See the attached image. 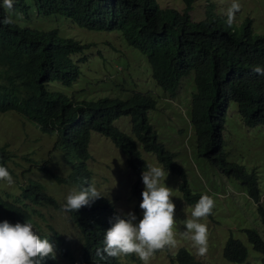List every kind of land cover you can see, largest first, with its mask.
Here are the masks:
<instances>
[{
  "label": "clouds",
  "instance_id": "clouds-1",
  "mask_svg": "<svg viewBox=\"0 0 264 264\" xmlns=\"http://www.w3.org/2000/svg\"><path fill=\"white\" fill-rule=\"evenodd\" d=\"M153 1L156 2L160 9H172L174 11L168 17L169 25L180 15L196 27H199L201 29V35L204 36L214 20L218 17L220 18V15L223 16L222 23L215 25V29L219 30V37L222 41L223 32L230 34L238 26L236 14L240 12L242 7L238 0H205V3H203L202 17L193 19L191 11L200 5L203 0H175L169 6L164 4L165 0ZM18 2L20 0H3L0 7L5 9L7 14L3 19H0V24L11 25L14 23L12 13ZM122 14L124 15L125 13ZM30 15L32 18L30 23L46 32L44 39L40 42L39 48L35 50L34 55L35 57H43L46 59L50 65V70L58 78V80L50 82L48 87L51 90L59 91L70 98L80 101L78 103H72L70 107L64 109L62 120L64 122L77 121L82 117V112L87 108L88 103L94 102L99 98H114L116 105L111 102L113 104L112 109L110 103H101L97 108L92 109L91 117L93 122L89 129L88 139L85 142L86 154L83 168L76 158L79 151L70 152L62 148L60 143V129L58 127L50 128L42 121L35 102H28L22 94L18 93L20 107L0 109V113L11 111L14 117L23 116L32 120L43 132H54L56 139L53 142L51 151L57 148L60 149L59 159L48 157L42 159L41 164H35L31 162L28 155L16 169L14 166L9 165V163H12L11 160L17 156L16 151L11 149V145L6 150L7 143L0 140V181H6L10 185L16 182L17 188L14 191L18 190L17 192L6 189L3 191L0 184V203L4 200L17 201L23 209L31 213L33 220L41 225L40 230L32 220L16 216L13 213L0 216V264H80L81 261L87 264H106L104 261L111 263L118 261L119 264H151L153 260L158 259L164 264V259L162 258L163 251L167 248L177 246L175 232L177 220L175 214L185 206L194 208L190 216L187 215V219L183 220L184 231L182 232V236L191 241L192 246L196 250L187 246L178 245L171 254H167L170 256L168 263L179 264L178 259L175 257L181 251H184L195 262L206 264L203 256L208 251L209 229L207 224L201 221L213 212L215 201L212 197L224 190L215 191L213 184L210 182L209 172L196 169L194 174L190 168L178 162L176 160L177 152H173L163 142L157 127L158 137L162 141H158L159 143L155 142L153 138L146 139L148 135L146 132L138 133L135 129L142 127L135 125L133 122L143 119L144 115H147L148 112L152 114L154 110L159 108L158 104L161 101L168 102L169 100H173L178 95L180 88L188 91L187 113L184 117L186 126L177 130L178 132L190 131L189 135H191L192 139L193 155H190L188 159L191 160L194 155L196 157L204 155V160L209 164L208 167L211 164L213 168L221 172V177L233 175L240 179L247 193V182L244 180L245 174H242L238 170L237 163L243 164L246 171H248L247 173L254 170L258 199L255 200L249 193L248 195L257 203L260 212L261 207L264 209V201L258 184L257 166H246L237 160L236 154L224 149L227 152L224 165L230 167V170L226 172L220 167L221 160L214 163V160H209L205 154L198 153L196 134L194 137V131L188 119V111L191 108L193 93L207 94L212 84L196 85L189 77L185 76L175 85L173 93L162 89L157 84L158 82L153 76L151 67L158 68V57L150 49H147L145 45L140 49L130 44L118 29L98 28L101 15L95 9L91 16L95 22L94 27L80 24L74 18L68 19L61 17L59 13H30ZM57 17L60 19L59 22L62 25V29L64 22L69 21L87 30L99 32L116 31L119 35L117 39L122 37L129 46L137 48L146 56L147 62L143 57L139 58L138 61H132L124 53L125 57L123 60L113 62L109 66L108 63L111 57L109 60L105 59L101 49L94 47V41L84 40L75 35L63 33L62 29L60 30L56 26H45L50 19ZM245 19L251 20V17L246 14L243 20ZM55 21L58 20L55 19ZM22 25H25V23L23 22ZM4 30L8 36L14 35L6 28ZM254 34L264 35V33ZM235 39L238 49L243 52L252 51L247 39L241 35V32H238ZM235 39H227L225 44H229ZM115 50L117 51V56H119L117 47H115ZM126 53L128 55L129 52L126 51ZM201 53L208 61L215 60L224 64L223 54L207 52L204 45H202ZM129 60L137 64H140L141 60L144 61L145 69L149 71L154 84L163 94L161 99H158L157 96L150 92L135 90L133 84L131 86H125L122 68L128 65ZM94 63L98 64L97 68L95 67L91 70ZM46 71L50 72L49 70ZM253 71L264 76V67L256 65ZM94 73L97 74L95 76L96 79L92 80L91 78ZM89 80L96 82L121 80L123 93L118 96H112L111 94H103L100 96L78 95L84 92ZM128 82L131 83V81ZM130 89L134 91L129 93ZM131 96H139L142 104L137 108L129 106L128 103L118 104V101L126 102ZM148 99L152 100L156 105L154 108H150L149 111L142 112L145 106H147L146 101ZM232 111L233 113L236 112V110ZM229 112L230 107L227 115ZM151 114L148 113L150 121ZM121 116L127 117H122L117 120ZM241 121L246 127H253L246 124L244 120L241 119ZM119 122L124 127H121ZM222 125L224 126V138L226 130L225 121ZM258 125L264 126L261 124ZM92 140L96 142L99 151L103 152L110 159L114 169L127 170L131 177H133L134 180L129 185L131 190L130 194L134 200H137V205H140V208L143 210V217L140 214L136 216L134 212L121 213L115 208L112 198L106 195L113 194L114 189H109L105 185L115 184L114 182L117 179L113 176L111 169L109 172L111 175H108L107 179H104L97 176L89 167L88 161L92 156L90 149ZM66 158L73 162L82 179H73L70 177L72 167L66 162ZM183 160L187 161V157ZM36 167L46 173L50 172V180L53 182L52 186L45 187L46 182L44 183L43 179L38 176ZM103 169L106 170V172L102 170L104 174H109L106 168ZM198 170H201L203 175ZM18 171L22 172L20 181H16L14 176V172ZM189 171L195 179L188 177ZM198 175L201 179H198ZM207 184L210 185L212 190L208 189ZM54 186H62L63 190L61 192H50L49 189ZM36 191L48 194L60 202L61 207L55 209L50 203H45V199L41 197L42 194L40 196ZM34 193L37 196L36 199H33ZM195 193L201 196L197 202L191 200ZM102 200L104 202H98ZM259 204H261V207ZM36 205L64 211L68 215L69 221L75 225L77 232L70 234L68 231L57 230L50 224L47 215L36 208ZM94 209L101 211L103 221L99 225L98 237L91 241L80 229L72 213H77L76 218L84 228H88L95 221ZM39 220L45 221V223L43 224ZM262 220L263 218L261 216ZM44 226H47L49 230L45 229ZM246 228L244 229L246 230ZM256 230L264 239V228L262 231L260 229ZM227 240L223 244V257L230 261L242 262L246 260L248 256L246 245V256L243 260H234L233 257H226L224 255V247ZM240 240L243 242L242 239ZM257 251L260 253L259 264H261L262 253L259 250Z\"/></svg>",
  "mask_w": 264,
  "mask_h": 264
},
{
  "label": "trees",
  "instance_id": "trees-1",
  "mask_svg": "<svg viewBox=\"0 0 264 264\" xmlns=\"http://www.w3.org/2000/svg\"><path fill=\"white\" fill-rule=\"evenodd\" d=\"M2 3L3 0H0V4ZM94 9L101 15L98 28L118 29L130 44L140 49L145 45L158 57V68L151 67L153 76L162 89L173 93L175 85L185 76L196 85L212 84L207 94L193 93L188 119L194 131V137L196 134L198 153L205 154L209 160H214V163L221 160L220 167L228 172L230 167L224 165L227 152L224 151V126L222 124L230 104H234L236 114L246 124L264 125V76L253 71L256 65L264 67V35L252 32L250 19L243 20L230 34L223 32L222 41L215 25L222 23L223 16L220 15V18L214 20L204 36L201 35L199 27L180 15L169 25L168 17L174 11L160 9L153 0H20L12 13L14 23L0 24V80L2 81L0 83V109L20 107L18 93L22 94L28 102H35L42 121L50 128L60 129L62 148L70 152L79 151L76 158L80 166L84 167L85 142L93 122L92 109L97 108L101 103H110L113 109L115 100L108 97L99 98L88 103L87 108L82 112V117L77 121L64 122L62 120L64 109L80 101L48 87L50 82L58 78L50 70L46 59L34 55L46 32L30 23L32 19L30 13H59L61 17L74 18L80 24L94 27L95 22L91 17ZM6 14L5 9L0 7V19H3ZM23 22L25 25H22ZM5 28L14 35L8 36ZM238 32H241V35L247 39L252 48L251 52H243L236 46L235 38ZM227 39L235 40L225 44ZM202 45L207 52L223 54L224 64L215 60L208 61L201 53ZM123 103L137 108L142 104V100L139 96H131L126 102L118 101V104ZM146 103L147 106L142 112H147L156 105L150 99ZM148 113L143 119L133 122L142 127L135 130L138 133L146 132L148 134L146 139L153 138L155 142H162ZM212 152L213 155H211ZM66 162L72 167L70 177L82 179L73 162L67 158ZM237 168L245 174L244 180L247 182L248 193L257 200L254 170L247 173L245 166L240 163H237ZM39 194L40 196L42 194L41 197L45 199V203H50L55 209L61 207V203L48 194ZM200 197L195 193L191 200L197 202ZM36 198L34 193L33 199ZM259 206L261 207V204ZM9 213L30 219L38 229L41 228V225L33 220L31 213L23 209L17 201L4 200L0 203V216ZM93 213L95 221L88 228H84L76 218L77 213H72L80 229L91 241L98 237L99 225L103 221L100 210L94 209ZM260 213L264 224L262 207ZM245 234L253 248L261 251V264H264V239L253 228H246ZM224 255L233 257L234 260H243L246 256V246L239 238L230 237L225 244ZM175 258L178 259L179 264H201L195 262L184 251H181ZM104 262L119 264L118 261ZM80 264L87 263L81 261Z\"/></svg>",
  "mask_w": 264,
  "mask_h": 264
},
{
  "label": "rangeland",
  "instance_id": "rangeland-1",
  "mask_svg": "<svg viewBox=\"0 0 264 264\" xmlns=\"http://www.w3.org/2000/svg\"><path fill=\"white\" fill-rule=\"evenodd\" d=\"M174 2L175 0H165L164 4L169 6ZM238 2L242 7L240 12L236 14L237 24H239L247 14L251 17V28L253 33H264V0H238ZM203 3H205V0L191 11L193 19L202 17ZM55 19L58 21H55ZM59 21V17L52 18L45 26H56L61 30L62 25ZM62 32L75 35L84 40L94 41V47L101 49L105 59L109 60L111 57L108 63L109 66H111L113 62H119L121 59L123 60L125 55L126 57L129 56L132 61H138L139 58L143 57L147 62L146 56L137 48L129 46L122 37L117 39L119 35L116 31H92L80 28L72 22L65 21ZM115 47L118 49L119 56H117ZM126 51L129 52L128 55ZM113 56L117 57L114 58ZM130 60L128 65L122 68L125 86H131V84H133L135 90L150 92L157 96L158 99H161L163 94L154 84L149 71L145 69L144 61L141 60L140 64H137L132 63ZM97 65V63H94L91 70L95 67L97 68ZM96 75L97 74L94 73L91 79L95 80ZM128 81H131V83ZM133 91L134 90L130 89L129 93ZM122 93L121 80L107 82L89 80L84 92L78 95L100 96L103 94H111L112 96H118ZM188 95V91L180 88L178 95L174 97L173 100H169L168 102L161 101L158 104L159 108L154 110L151 114V121L153 126L155 128L157 127L163 142L170 147L173 152H177L178 155L176 156V160L178 162L190 168L191 172L194 174L196 169L209 172L210 182L213 184L215 191L224 190L212 197L215 201L213 212L210 216L201 221L206 223L209 229L208 251L207 254L203 256V260L206 264H259L260 253L247 241L244 230L246 227L263 230L257 203L248 195L240 179L233 175L221 177V172L213 168L211 164L210 167H208L209 164L204 160V155L200 157L194 155L191 160L188 159L190 155H193L192 139L191 135H189L190 131H177L179 128L186 126L184 117L187 113ZM232 110H235L233 103L230 104V112L225 119L226 130L224 134V147L226 150L236 154L237 160L244 163L246 166H257V179L264 201V126L256 125L253 127H246L236 112L233 113ZM12 113L11 111L0 113V140L7 143L6 150L8 146L11 145V149L17 153V156L11 160L12 163H9L10 166H14V168L17 169L28 155L31 162L35 164H41L42 159L48 157L59 159L60 149L57 148L51 151L53 142L56 139V134L54 132H43L32 120L23 116L14 117ZM122 117L127 116H121L117 120ZM119 125L124 127L121 122H119ZM90 149L92 156L88 161V165L96 175L107 179L108 175H111L109 173L111 169L113 176L117 179L116 182H114L115 184L105 185L109 189H114L113 194H105L112 198L115 208L123 214L134 212L136 216L139 214L142 215L143 210L140 208V205H137V200H134L130 194L131 190L129 185L134 180L130 173L127 170L122 171L118 170L119 168L114 169L110 159L107 158L103 152L99 151L94 140H92L90 144ZM211 155H213V152ZM186 157L187 161H184L183 159ZM103 168H106L109 174H104L102 170H104V172H106V170ZM36 171L38 176L43 179L44 183L46 182L45 187L53 185L52 180H50V172L46 173L37 167ZM198 171L203 175L201 170ZM21 173V171L14 172L16 181L21 180ZM188 177L195 179L190 171L188 172ZM198 179H201L199 175ZM0 184L3 191L5 189L14 191L17 188L16 182L10 185L6 181H0ZM207 187H209V190H212L209 184H207ZM62 190V186H54L49 189L50 192H61ZM17 191L18 190L14 192ZM36 208L47 215L48 221L57 230L68 231L70 234L77 232L75 225L69 221V217L64 211L55 210L50 207H42L40 205H36ZM193 208L194 207L191 206H185L175 214L177 220L175 232L177 246L183 245L196 250L192 246L191 241L182 236V232L184 231L183 220L187 219V215L190 216ZM39 221L43 224L45 223V221ZM44 227L48 229L47 226ZM229 237H238L243 240L248 250L246 260L242 262L230 261L223 257V244ZM177 246L174 248H167L163 251L162 258L164 259V264H170L168 263L170 256L167 254H171ZM151 264L162 263L160 259H158L153 260Z\"/></svg>",
  "mask_w": 264,
  "mask_h": 264
}]
</instances>
